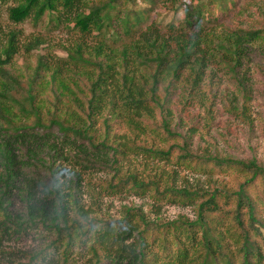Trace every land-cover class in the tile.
I'll return each mask as SVG.
<instances>
[{
    "label": "trees",
    "instance_id": "1",
    "mask_svg": "<svg viewBox=\"0 0 264 264\" xmlns=\"http://www.w3.org/2000/svg\"><path fill=\"white\" fill-rule=\"evenodd\" d=\"M143 1L147 9L138 0H0V20L7 5L9 20L16 26L27 20L38 23L50 13L71 24L78 40L65 50L74 69L81 66L77 71L60 63L51 71L52 54H40L36 68L18 74L13 65L21 49L30 54L48 44L35 39L21 47L18 31L10 32L4 42L0 27V256L5 242L14 237L21 241L35 235L38 243L23 252V261L2 264H221L223 257L227 264H258L253 239L257 243L263 235L264 219L246 188L264 182V165L256 157L200 154L191 142L204 135L200 116L206 130L219 110L250 129L255 126L248 65L251 56L264 62V0H235L221 17L214 13L216 0ZM169 7L181 9L183 19L163 23L160 11ZM88 38L93 44L86 42ZM46 89L52 97L42 95ZM100 123L104 130L99 136ZM122 125L130 137L114 132ZM150 134L174 143L161 148L141 139ZM128 150L167 161L173 157L188 170L210 168L206 174L230 168L245 173L247 180L233 194L239 261L223 243L211 215L224 191L170 185L162 190L159 181L125 171L122 160ZM58 160L77 163L76 185L69 193L63 182L65 167ZM90 166L112 173L110 181L99 183V192L120 193L131 186L141 195L153 188L156 197L199 199L195 218L164 223L149 218L140 206L123 208L120 218L90 215L80 205L81 180L76 173L77 167ZM22 175L36 177L44 186V201L37 202L32 190L19 186ZM99 192L92 191L93 196L100 197ZM16 197L24 204L19 214L11 212ZM245 201L247 221L241 212ZM173 228L179 232L174 243L155 245L150 240L153 233L166 234Z\"/></svg>",
    "mask_w": 264,
    "mask_h": 264
},
{
    "label": "rangeland",
    "instance_id": "2",
    "mask_svg": "<svg viewBox=\"0 0 264 264\" xmlns=\"http://www.w3.org/2000/svg\"><path fill=\"white\" fill-rule=\"evenodd\" d=\"M141 2H143L142 7L147 9L148 3L143 0H138L137 4ZM234 3L235 0H216L217 8L214 11L216 17H221L222 14L230 11ZM160 13L162 15L161 19L165 24L173 21L178 22L184 17L181 9H173L171 7L162 9ZM58 18V15L50 13L46 14L38 23L27 20L23 24L16 26L9 20L7 5L4 6L0 20V27L3 34L1 38L4 39V42L10 32L18 31V33H20L19 44L21 47H24L31 40L35 39L45 41L48 44L43 51L32 52L30 54L26 52L25 48H22L14 60L13 67L16 73L23 75L27 74V70L36 68L39 55H47L48 53L52 54L49 60L51 71L60 63H67L68 67L72 70H80L81 66L79 65L77 69H74V63L68 59L66 51L74 47L75 42L78 40V36L74 33V28L71 24L59 22ZM94 35H96V33ZM86 42L91 45L94 40L88 38ZM248 66L251 67L248 72V86L253 95L250 112L252 118L256 121L255 126L250 129L240 120L231 119L224 110H219L213 115L215 118L214 123L208 126L206 130L201 126L204 121L203 116H200V129L203 130L204 135L193 138L191 145L193 149L195 151L198 150L200 154L219 153L221 156L232 157L238 160H251L256 157L259 163L264 165V62L260 58L251 56ZM51 71L49 73H51ZM79 79L80 82H82L81 78ZM230 88L233 89L234 86L231 85ZM41 89L42 88H37V90L40 91ZM224 92L229 93L230 89ZM42 95L47 98L52 97V94L47 89L43 91ZM67 106L69 105L67 104ZM172 109L175 111L176 106H173ZM182 116L185 120L184 113ZM96 127L97 130L100 131L98 135H102L104 130L103 125L100 123V125L98 124ZM187 127L188 126H185L183 130L187 131ZM114 132L118 133L120 136H129V134H127L129 133V129L125 125L121 127L115 126ZM219 133L228 140V144L222 140ZM2 138L3 136H1V139ZM162 138V136L154 134L141 136V139H146L149 144H154L161 148L168 147L169 144L174 143V141L164 142ZM127 141L129 140L127 139ZM216 141L217 143H215ZM79 143L83 142L81 141ZM82 148L85 153H87L85 144L82 145ZM105 155L106 154H103L101 157H106ZM176 155L177 153H174L175 157ZM60 163H63L65 167L63 182H66L65 190L69 193L76 185L73 166H77V163H74V160H58L57 164L59 165ZM122 163L125 171L135 170L142 180L153 178L159 181L162 190L170 185L176 189H204L205 191L222 189L224 192L228 193L230 196L222 192L218 200V208L215 209V212L211 213V215L213 217V223H215L214 227L216 231L218 230V232L222 234L223 243L229 246L230 251L233 252L232 254L235 256V260L239 261L240 255L238 253L239 244L237 239L239 231L234 218L237 198L233 196V194L240 191L241 184H244L247 180L248 176L245 173L241 172L238 168H230L225 169L224 172L206 174L204 171H208L210 168H201L197 171L194 169L188 170L183 166H179L177 160L173 157L171 161H167L149 155H134L130 150H128L123 157ZM94 167L95 166H90V169L87 168L86 170L77 167V171L75 170L76 173L79 174L81 180L80 205L90 211V215L103 219L120 218L123 208L140 206L149 218H160L164 223L184 216L189 217L191 220L195 218L194 208H197V205L200 204L201 201L199 199L191 198L189 202L176 194H166L162 197H156L153 188H150L145 194L141 195V191H138V194L135 190L129 188L131 186L120 193H108L107 191L99 192V183L102 181H110L112 179V173L106 168H99V166L96 168ZM35 179L37 178L35 177ZM35 179H32L30 175H22L19 186L25 191L32 190L35 197L34 200L41 202L46 199L47 192L44 186ZM31 181H34L38 186ZM92 191L99 192L101 196L96 198L93 196ZM17 192H20V190ZM246 195L255 203L258 215L264 219V182H259L258 180L255 184L249 185L246 188ZM22 202V199L16 197L11 207V212L14 214L22 213L24 210V204ZM241 212L243 219L247 221L249 208L246 201ZM262 232L263 235L256 238L257 243L253 239V257L254 261H257L258 264H264V229H262ZM178 235V230L173 228L167 231L166 234L162 231L153 233L150 240L155 241V245H162L165 240V243H174V236ZM34 238L35 235L28 240L23 239L19 241L14 237L6 241L1 250L2 255L0 256V264L6 261H23L25 256L23 252L29 251L34 245H38V243L34 241ZM221 264H227V258L223 257L221 259ZM238 264H240V262H238Z\"/></svg>",
    "mask_w": 264,
    "mask_h": 264
}]
</instances>
